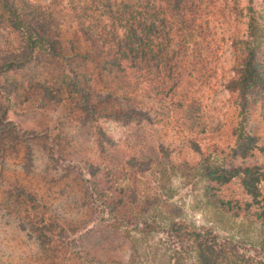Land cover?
<instances>
[{
    "label": "rangeland",
    "instance_id": "obj_1",
    "mask_svg": "<svg viewBox=\"0 0 264 264\" xmlns=\"http://www.w3.org/2000/svg\"><path fill=\"white\" fill-rule=\"evenodd\" d=\"M87 1L0 0V264H264V87L228 89L251 7L264 75V0H196L188 58L135 77L96 58ZM12 6L67 57H8Z\"/></svg>",
    "mask_w": 264,
    "mask_h": 264
},
{
    "label": "trees",
    "instance_id": "obj_2",
    "mask_svg": "<svg viewBox=\"0 0 264 264\" xmlns=\"http://www.w3.org/2000/svg\"><path fill=\"white\" fill-rule=\"evenodd\" d=\"M87 2L85 0V3ZM90 2L91 6L87 5L84 8L87 15L85 24L81 28L89 37L88 40L103 42L100 51L98 50L100 54H97L96 58L101 57L108 61V65H106H112V69L117 70L120 74L124 73L135 77L139 72H143V69L145 73L151 75L155 67L159 71L172 68L179 55L183 54L184 58H188L189 47L182 43L183 36H195L197 31H200L199 13L197 12L200 5L196 0H90ZM250 11L252 17H249L251 22L248 36L241 42L243 55L239 73L228 84V89L233 93L239 92L244 104L248 100L250 90L256 89L259 85L264 87V75L260 71L256 52L261 37H257L259 31L255 26L254 7H251ZM11 12V21L7 20L10 25L8 28L9 38L13 36L20 42L21 47L19 55L11 54L8 57L14 58V61L18 58H22V61L32 60L40 45L48 48L46 53L52 59L67 57L62 40H58L57 43L50 37L42 35L40 29L34 24L30 26L26 22L27 25L17 8L12 6ZM0 20L3 22L5 19ZM71 44L75 48L73 41ZM171 46L178 50L177 55H174ZM91 50L94 52V47ZM14 67V64L7 62V69H14ZM6 68L1 66L0 74L5 72ZM138 77L140 78V76ZM72 87L75 88L76 85ZM135 88L137 89V87ZM134 92L137 93L136 90ZM73 93L82 99L79 109L84 110L91 117L95 116L96 109L90 102L89 93L85 92L81 85ZM10 94L15 95L13 91ZM132 113L139 114L140 111L133 110ZM5 133L11 134L12 131L6 130ZM3 137H6V134ZM31 137L38 138L34 135ZM25 144L27 149L28 146H33L27 141ZM29 153H32V148ZM108 211L109 214L114 215L115 213L116 215L120 213V208L117 204L109 207ZM114 217L120 219L118 216ZM250 217L264 222V213ZM115 222L120 224V220H115ZM242 249L248 250L249 248Z\"/></svg>",
    "mask_w": 264,
    "mask_h": 264
}]
</instances>
